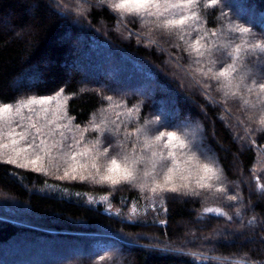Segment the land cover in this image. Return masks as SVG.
<instances>
[{
    "label": "trees",
    "instance_id": "obj_1",
    "mask_svg": "<svg viewBox=\"0 0 264 264\" xmlns=\"http://www.w3.org/2000/svg\"><path fill=\"white\" fill-rule=\"evenodd\" d=\"M224 3L228 7L218 5L216 17L222 9L234 24L257 35L264 32V0ZM154 20L121 17L96 6V0H0V101L64 89L67 115L81 132L89 128L82 140L90 145L100 136L91 131L90 122L106 118L126 124V110L133 107L141 115L132 113L135 123L129 132L159 114L176 127L153 131V136L176 131L191 140L182 124L192 123L222 169L221 179L199 197L153 196L137 182L112 186L61 179L57 166L45 173L0 160V264H221L222 258H227L224 264H264V192L258 189L264 188V171L253 170L257 148L264 144V133L256 131L264 116V92L258 87L264 77L255 71L264 55L258 59L257 53L241 52L236 67L240 72L252 69L246 84L253 91H237L225 101L216 83L209 87L197 71L207 67L197 62L193 50L200 46L194 44L197 33L181 40L180 32L158 28ZM210 21L212 17L201 21V34L219 31ZM248 38L237 34L215 65L217 71L233 63L235 46ZM75 66L94 69L84 76ZM106 73L114 83L107 84ZM154 85L165 89L168 98ZM105 96L113 100H103ZM118 141L126 148H117L109 158L119 161L125 151L147 158L139 144L132 148L123 130L113 139ZM162 147L156 146L157 151ZM187 152L175 150L178 170L186 168L180 158ZM146 165L140 164L141 171ZM167 165L173 166L172 161ZM154 178L161 181L163 176ZM83 195H108L116 206L155 208L157 218L150 214L134 222L121 220L101 205H86ZM232 195L238 199L228 200ZM210 208L223 215L207 212Z\"/></svg>",
    "mask_w": 264,
    "mask_h": 264
},
{
    "label": "snow or ice",
    "instance_id": "obj_2",
    "mask_svg": "<svg viewBox=\"0 0 264 264\" xmlns=\"http://www.w3.org/2000/svg\"><path fill=\"white\" fill-rule=\"evenodd\" d=\"M220 4L228 7L224 0H96V6L101 7L102 10H111L120 16L154 17L155 20L152 22L158 28L180 32L181 40L184 35L196 32L197 39L194 44L200 46L193 50L200 58L197 62L207 65L197 71L209 82V87L211 82L216 83L217 90L223 93L226 101L229 97H234L237 91L243 89H247L249 93L253 91V88L246 84L252 69L240 72L236 62L241 59V52L257 53L258 59L264 55V32L257 35L248 27L234 24L222 9L219 17H216L215 12ZM80 14L83 15V12ZM209 17H212L210 22L214 23L219 31L214 28L211 32L204 31L201 34L199 25L202 20L209 22ZM237 34L239 37L249 38L235 46L234 54L230 57L233 63L217 71L215 65L221 63L224 51L231 46ZM208 37L215 38V41L209 42ZM201 41L205 44L201 45ZM255 71L264 77V61L260 62ZM258 87L264 92V83H260ZM63 92L64 89H59L52 95H30L8 102L0 101V160L19 168H30L36 172L46 173L45 164L46 161H50L53 149L68 139L65 132L74 133L73 145L79 147L84 133L88 132L89 128L86 127L81 132L80 126L73 124V118L67 115L66 98L62 99ZM102 99L111 102L113 97L105 96ZM25 110L28 115H25ZM126 112L130 117L126 124L117 125L106 118H102L99 123L90 122L91 131L100 133V136L82 151H70L64 154L69 163L61 179L81 181L92 179L97 183L112 186L134 184L139 181L141 190L147 189L153 196L174 193L194 197H199L204 190L210 191L214 186L213 182L221 179L222 169L216 166V161L205 150L203 140L197 136L198 129L191 133V140L178 135L176 131H159L158 135L153 136V131L176 127L167 123L161 115L155 114L153 120L145 121L143 126L135 127L129 132L128 128L135 123L131 120L132 113L135 112L137 115L141 113L138 107L127 109ZM257 123L259 127L256 131L264 133V116H261ZM121 130L124 131L125 139L133 149L139 144L145 152H150V156L146 159L137 158L134 154L130 155L125 151L119 162L115 157L109 158L111 152H115L117 148L124 150L127 146L124 141L113 143V139L119 137ZM75 133H79L80 139L76 138ZM57 134L60 140L50 139ZM73 145H68L69 149ZM159 145L163 147L158 154L155 147ZM177 148L181 151L188 150L185 160L187 167L178 177L175 175ZM78 156L86 157L90 163H71L76 161ZM101 160L106 162L101 163ZM169 160L172 161V167L167 165ZM142 163L150 164L152 169L166 168L163 180L157 181L155 178L149 180V171H141L139 167ZM258 189L264 192V188L258 186ZM219 191L223 192L225 189ZM227 198L230 201L238 199L235 195ZM206 211L223 215L219 209L210 208ZM226 259L222 258L221 264H224Z\"/></svg>",
    "mask_w": 264,
    "mask_h": 264
},
{
    "label": "rangeland",
    "instance_id": "obj_3",
    "mask_svg": "<svg viewBox=\"0 0 264 264\" xmlns=\"http://www.w3.org/2000/svg\"><path fill=\"white\" fill-rule=\"evenodd\" d=\"M234 10H235L236 14L240 13L239 9L237 7H234ZM121 17H126V16H121ZM80 56L82 57L83 55H80ZM79 59H78V61L81 63V59L80 60ZM74 69L76 71L82 72L84 76H87L88 75V71H92V69H94V68H90V67H83V68L81 67L80 68V67L75 66ZM112 76L113 75H111L110 73H106L105 77H107V84L108 83L111 84L110 82L114 83L113 82L114 78ZM87 79H92V78L91 77H87ZM28 82H30V80H28ZM154 86H156V88H158L157 85H154ZM158 89L161 91V93L164 95V97L168 98L169 95H168V92H166L165 89L163 90L160 87ZM149 92L150 91H148V90L146 91V93L148 94V95H146V97L151 99V96H150ZM65 98L66 97L64 95H62V99H65ZM65 103H66V99H65ZM25 115H28L27 110H25ZM172 115L176 116L177 114L175 112H173ZM121 116L124 117L125 115H121ZM18 119L19 118H17V120ZM129 120H130V118L127 120V122H129ZM64 122L66 123L67 121H64ZM121 122L122 121H120L119 123H121ZM41 123H43V120H41ZM182 125L184 126L185 133L188 134L191 137V139H192L191 133L193 131H197L198 126H196V125H194L192 123L191 124L190 123H184ZM13 126H15V125H13ZM73 134L74 133L65 132V135L68 137V139L63 141L57 148L53 149L50 161H46V164H45L48 173H51L50 172L51 168H54V166H57V168H60L59 172L62 174L61 176H63L64 170H65L66 167H68V163H69V161L67 159V156H65L64 154L65 153H70V151H74V150L77 151V152L82 151L84 148H87V147H89V146H91L93 144V143H91V145H90L89 143L81 140V143H80L79 147H76L75 145H73V140H72ZM75 135H76L77 139H80L79 133H75ZM197 136H198V132H197ZM199 138L204 140L203 137H199ZM50 139L51 140H60L59 134L51 137ZM66 142H68L69 145H73L72 148L74 150L69 149L68 143H66ZM204 148L208 152V154H210V151L206 147H204ZM257 149H258L259 152H258V155H257L255 168L253 170H254V172H259V171L263 172L264 171V144L262 146H260V148H257ZM155 150L157 151L156 147H155ZM159 152L160 151H157L158 154H159ZM145 154H146L147 157L150 156V152H145ZM57 155L61 156V158H63V159H59L58 160L57 159ZM181 156L183 157V158H180L181 161L182 160H186L187 155H185V156L181 155ZM84 160H87V158L78 156L77 160L74 161V162H71V163L80 164V163H83ZM1 161H3V160H1ZM119 161H120V159H119ZM176 161H175V165L178 166L180 161L178 160L177 156H176ZM183 166L187 167L186 164H183ZM170 167H172V166H170ZM28 169H30V168H28ZM161 169L162 168H159V167H157L156 169H152L151 165L147 164L142 171H145V170L149 171V173H150L149 180H151L156 175L157 176H163V174H164V172L166 170L165 171H161ZM180 172H181V170H178V168H177V172H176L175 175L178 177L180 175ZM162 180H163V178H162ZM137 183L140 184L139 181ZM82 198L84 199V203L86 205H89V206L101 205L104 208V210H105V212L107 214L112 215V216H114L116 218H119L121 220H126L128 222L138 221L141 218H144V217L146 218L150 214L154 215V217H156L155 215H156L157 210L155 208H151V209L147 210L144 207L140 208V207H138V206H136L134 204H131L130 207H126L125 205L116 206V205H113L111 203L110 198H109L108 195H98V196L83 195ZM162 209H163V206H162ZM73 259L77 260V259H80V257L78 258V257L74 256Z\"/></svg>",
    "mask_w": 264,
    "mask_h": 264
}]
</instances>
